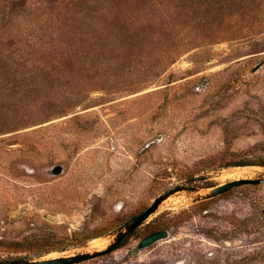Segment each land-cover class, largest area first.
<instances>
[{
    "label": "rangeland",
    "instance_id": "rangeland-1",
    "mask_svg": "<svg viewBox=\"0 0 264 264\" xmlns=\"http://www.w3.org/2000/svg\"><path fill=\"white\" fill-rule=\"evenodd\" d=\"M233 162L264 177V0H0V260L88 250L183 188L75 264H264V183L193 202Z\"/></svg>",
    "mask_w": 264,
    "mask_h": 264
},
{
    "label": "water",
    "instance_id": "water-1",
    "mask_svg": "<svg viewBox=\"0 0 264 264\" xmlns=\"http://www.w3.org/2000/svg\"><path fill=\"white\" fill-rule=\"evenodd\" d=\"M60 171H61L60 166L55 168L56 173H59ZM258 183H264V177L263 178L243 177V178H235L232 180H228L223 183L208 187L207 188L209 189L208 192H206L205 194H199L197 197L193 199V202L197 203L203 200L214 198L237 186H241L244 184H258ZM180 189H183V188H180ZM180 189H173V190L166 192L165 194L160 195L145 210H143L139 214L127 220L113 235L111 242L103 249L89 250L90 244H87L85 246V249H88V250H84L78 253L60 255L56 257H47V258L43 257L40 259L27 260V261L0 260V264H75V263L83 262L86 260H90V259L102 256V255L108 254L118 249L121 246L124 239L129 234H131L133 231L139 228L152 214H154L160 209V207L162 206V204L167 198H169L171 195H173ZM180 228L188 229V227L184 225L180 226ZM167 235H168L167 230H158L144 237L140 241L139 245L140 247H147L155 243L156 241L165 238Z\"/></svg>",
    "mask_w": 264,
    "mask_h": 264
},
{
    "label": "bare ground",
    "instance_id": "bare-ground-1",
    "mask_svg": "<svg viewBox=\"0 0 264 264\" xmlns=\"http://www.w3.org/2000/svg\"><path fill=\"white\" fill-rule=\"evenodd\" d=\"M261 168L262 167H260L258 165H246V166L233 167L232 169L230 168L232 171H229V173L226 174L225 176H228V177L231 176L234 178L251 176V175L255 174V172L258 170L262 171ZM208 190L209 189H204V188L200 189L198 194H205L206 192H208ZM173 202H175V198L173 196H170L168 199H166V201H164L163 204L169 205V204H172ZM111 240L112 239H110V238H95V239L91 240L90 249L91 248L93 249V247H97V249H103L111 242ZM60 255H62V254L56 253L53 255H48L47 257H56V256H60Z\"/></svg>",
    "mask_w": 264,
    "mask_h": 264
},
{
    "label": "trees",
    "instance_id": "trees-1",
    "mask_svg": "<svg viewBox=\"0 0 264 264\" xmlns=\"http://www.w3.org/2000/svg\"><path fill=\"white\" fill-rule=\"evenodd\" d=\"M256 164H260V163H255V162H233V163H230V164H227V166H244V165H256ZM137 230V229H136ZM135 230V231H136ZM135 231H133L131 234H129L127 237H129L130 235H132ZM152 233L155 232V231H151ZM101 236H105L104 233H100V234H97V235H92V236H88L89 239H92V238H97V237H101ZM126 237V238H127ZM125 238V239H126ZM51 251V250H50Z\"/></svg>",
    "mask_w": 264,
    "mask_h": 264
}]
</instances>
